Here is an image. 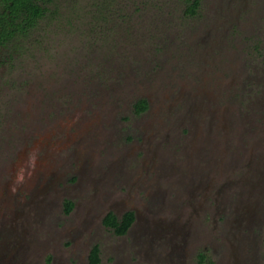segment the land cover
<instances>
[{
    "label": "rangeland",
    "instance_id": "374dc122",
    "mask_svg": "<svg viewBox=\"0 0 264 264\" xmlns=\"http://www.w3.org/2000/svg\"><path fill=\"white\" fill-rule=\"evenodd\" d=\"M139 5L124 43L52 33L0 65V264H91L94 245L99 264H264V0ZM222 166L243 181L222 188ZM241 191L250 222L229 211ZM128 207L142 219L117 235L104 216Z\"/></svg>",
    "mask_w": 264,
    "mask_h": 264
},
{
    "label": "trees",
    "instance_id": "16d2710c",
    "mask_svg": "<svg viewBox=\"0 0 264 264\" xmlns=\"http://www.w3.org/2000/svg\"><path fill=\"white\" fill-rule=\"evenodd\" d=\"M143 0H0V65H15L25 60L28 55H35L36 50H48V34L62 32H85L88 34L101 31L104 38L108 32H114L120 23L128 22V7L139 5ZM148 2L150 0H144ZM184 16H196L201 0H180ZM133 14V13H132ZM126 35L131 31L125 28ZM115 35V40L125 42L123 37ZM114 37V36H113ZM117 38V39H116ZM160 50L158 39L150 40ZM118 43V42H117ZM162 43V42H161ZM163 44V43H162ZM103 47V46H102ZM108 49V48H106ZM136 113L140 114L149 107L147 98H139L134 103ZM72 201L66 202V212L73 208ZM135 215L127 212L121 219L110 212L105 217V224L112 227L116 234L124 235L133 223ZM100 249L96 245L90 254L91 264H99ZM200 264H214L205 254L200 255Z\"/></svg>",
    "mask_w": 264,
    "mask_h": 264
},
{
    "label": "flooded vegetation",
    "instance_id": "af4514ba",
    "mask_svg": "<svg viewBox=\"0 0 264 264\" xmlns=\"http://www.w3.org/2000/svg\"><path fill=\"white\" fill-rule=\"evenodd\" d=\"M228 52L226 51L224 54H226V55H229V57H227V62H225L224 63V66L221 68V70L224 72V74H226V72H228V71H230L232 68H233V63H231V58H233L232 57V55L230 54V53H228ZM223 54V55H224ZM157 56V55H156ZM234 69V68H233ZM219 72H221V71H219ZM213 74V73H212ZM210 75V74H209ZM213 75H215V74H213ZM211 76V75H210ZM210 76H208L207 78H211ZM208 80H210V79H208ZM218 83H216V85H217V87H218V90H219V92L220 91H224V88L225 87H227V85H228V87L229 86H232V85H235L236 83H233L232 82V79L231 78H229V80L228 79H221L220 80V82L219 81H217ZM191 96H193V94L191 93ZM220 96H222V95H220ZM140 98H144V97H140ZM145 98H147L148 99V102H149V107H148V109L146 110V111H148L149 109H151V98L148 96V97H145ZM139 99V98H138ZM137 99V100H138ZM136 100V101H137ZM135 101V102H136ZM200 109V108H199ZM134 110H135V107H134ZM201 111H202V109H200ZM146 111H144V112H146ZM221 111H223V109L221 110ZM136 112V111H135ZM144 112H142V113H144ZM138 114V113H137ZM141 114V113H140ZM223 164V163H222ZM223 167V166H222ZM224 172H225V167H223L222 169H221V171L220 170H218V174H220L221 176H220V180L222 179V183H221V187L222 188H224L225 187V185H231V184H233V183H235V182H238V181H243V177H239V179L237 178V176H235L234 177V180H230V182H226V183H224L223 182V177H224ZM246 175H248L249 176V174H247L246 173ZM219 177L217 176V178L216 177H212L211 179L213 180V183H211V185L210 186H208V188L209 189H214V187H215V184H214V182H216L217 181V179H218ZM202 180V179H201ZM180 181V180H179ZM184 184L183 182H180V184ZM247 183H249V179L247 180ZM185 185H187V183L185 184ZM194 185V184H193ZM204 184H203V182L201 181V183H198V184H196L195 186H198V187H200V186H203ZM221 187H220V189L219 190H221ZM207 188V189H208ZM239 197H238V199H235L234 201H232V199L231 198H228L229 200H228V202L230 203L229 204V206L228 207H230L231 208V210H229V211H231V212H234L235 214H236V216L238 217V218H236L235 220H236V222H238L239 220L240 221H244V220H246V219H248V221L250 222L251 221V216L253 217V208H252V206H253V204H254V202H255V200H252V198H249V197H247V198H245V196L243 195V191H241V192H239V195H238ZM227 208V207H226ZM110 212H112V213H114L119 219H121L127 212H133L134 213V215H135V219H134V221H133V223L131 224V226L129 227V229L131 228V227H133V225H134V223L137 221V219H142L141 217L139 218L138 217V213H137V210H135L134 208H127V209H124V211H123V213H121V214H119L120 212H119V210H116V211H109L108 213H106V215L104 216V219H103V223H104V225L106 226V227H109V226H107L106 224H105V222H104V220H105V217L110 213ZM245 214H247V215H245ZM246 217V218H245ZM245 218V219H244ZM244 219V220H243ZM109 228H111V229H113L112 227H109ZM129 229H128V231H129ZM114 230V229H113ZM127 231V232H128ZM115 232V231H114ZM126 232V233H127ZM118 235V234H117ZM125 235V234H124ZM94 246H96V245H94ZM93 246V247H94ZM98 247H99V245H97ZM93 247H92V249H93ZM92 249H91V251H92ZM100 249V248H99ZM201 254H205L208 258H209V256H208V254H207V252H205V251H200L199 253H198V255H197V258H198V263L197 264H200V255ZM214 264H215V262H214Z\"/></svg>",
    "mask_w": 264,
    "mask_h": 264
}]
</instances>
